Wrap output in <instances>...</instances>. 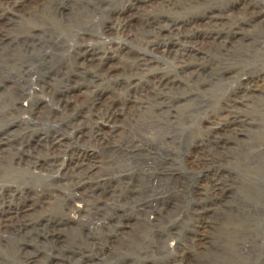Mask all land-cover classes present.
Here are the masks:
<instances>
[{"label": "rangeland", "instance_id": "obj_1", "mask_svg": "<svg viewBox=\"0 0 264 264\" xmlns=\"http://www.w3.org/2000/svg\"><path fill=\"white\" fill-rule=\"evenodd\" d=\"M0 264H264V0H0Z\"/></svg>", "mask_w": 264, "mask_h": 264}, {"label": "bare ground", "instance_id": "obj_2", "mask_svg": "<svg viewBox=\"0 0 264 264\" xmlns=\"http://www.w3.org/2000/svg\"><path fill=\"white\" fill-rule=\"evenodd\" d=\"M8 3H9V2H8ZM9 5H10V4H9ZM12 6H13V5H12ZM5 10H6V9H5ZM7 11L10 12L8 9H7ZM104 60H105V59H104ZM102 64H103V63H102ZM102 64H101V65H102ZM108 66H109V65H108ZM107 68H108V67H107ZM112 106H113V105H112ZM110 110H111V109H110ZM105 116H106V115H105ZM114 116H115L114 112L111 111V114H109L108 117H107V121H109L110 119L113 120V117H114ZM229 116H230V115H229ZM228 118H229V117H228ZM210 123H211V122H210ZM103 124H104V123H103ZM208 124H209V123H208ZM95 125H96V130H95V134H94L95 137H96L97 139L104 140V138H103L104 136L101 135V131H102V130H101L102 128H100L101 125L98 126V123H96ZM97 126L99 127L98 129H97ZM110 126H111V125H110ZM107 127H108V126H107ZM214 128H215V127H214ZM217 128H218V127H217ZM109 130H110V129H109ZM211 130H212V129H211ZM213 130H214V129H213ZM214 131H215V130H214ZM105 138H106V137H105ZM85 156H87V154H85ZM88 156H89V155H88ZM76 161H77V160H76ZM75 164H76V163H75ZM79 164H80V163H79ZM77 208H78V207H77ZM18 213H20V212H18Z\"/></svg>", "mask_w": 264, "mask_h": 264}]
</instances>
